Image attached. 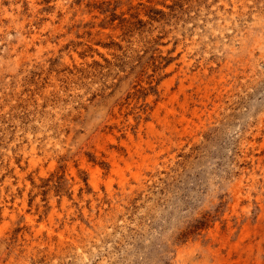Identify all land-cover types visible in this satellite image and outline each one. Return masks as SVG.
<instances>
[{
	"label": "rangeland",
	"instance_id": "1",
	"mask_svg": "<svg viewBox=\"0 0 264 264\" xmlns=\"http://www.w3.org/2000/svg\"><path fill=\"white\" fill-rule=\"evenodd\" d=\"M0 264H264V0H0Z\"/></svg>",
	"mask_w": 264,
	"mask_h": 264
},
{
	"label": "bare ground",
	"instance_id": "2",
	"mask_svg": "<svg viewBox=\"0 0 264 264\" xmlns=\"http://www.w3.org/2000/svg\"><path fill=\"white\" fill-rule=\"evenodd\" d=\"M94 172V171H93ZM94 174V173H93Z\"/></svg>",
	"mask_w": 264,
	"mask_h": 264
}]
</instances>
